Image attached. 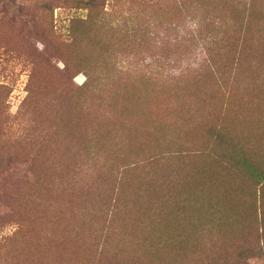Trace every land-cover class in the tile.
I'll return each mask as SVG.
<instances>
[{"label":"rangeland","instance_id":"1","mask_svg":"<svg viewBox=\"0 0 264 264\" xmlns=\"http://www.w3.org/2000/svg\"><path fill=\"white\" fill-rule=\"evenodd\" d=\"M255 1L0 0V264H264Z\"/></svg>","mask_w":264,"mask_h":264},{"label":"trees","instance_id":"2","mask_svg":"<svg viewBox=\"0 0 264 264\" xmlns=\"http://www.w3.org/2000/svg\"><path fill=\"white\" fill-rule=\"evenodd\" d=\"M208 1L213 2V4H217L216 1H219V0H208ZM232 3H233L234 6L244 5L246 8L249 7L250 10H253V8L256 7V1L255 0H232ZM179 6H180V8L183 7V9L185 7L187 8V6H185V4L182 3L181 1L179 2ZM197 7H198L199 10H207V8H206L207 6H202V4L201 5L199 4V2L197 4ZM181 10H182V8H181ZM244 10H245V12L248 11V9H244ZM249 18H250L249 20H243L242 21L243 24H246V25L250 26L252 24V19H251V17H249ZM262 25L264 26V20H263V24ZM198 69H200L198 71H203V66H199ZM144 76L145 77H149V74L144 73ZM144 90H145V88H144ZM143 106L144 107H142V108H145L143 111L142 110H140V111L138 110L139 111V113H138L139 114V120L141 121V123L145 122V121L147 122V120H149V121H153L154 120L153 122H149L148 121L147 126L155 125L153 123H155L156 120L160 119V117L158 116L159 113L154 110V106L153 105H147V103H146ZM148 109H151V110L149 111ZM152 110H154L155 113ZM151 118H152V120H150Z\"/></svg>","mask_w":264,"mask_h":264}]
</instances>
